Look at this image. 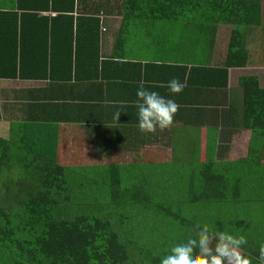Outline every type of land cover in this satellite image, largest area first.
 <instances>
[{
    "label": "trees",
    "instance_id": "trees-1",
    "mask_svg": "<svg viewBox=\"0 0 264 264\" xmlns=\"http://www.w3.org/2000/svg\"><path fill=\"white\" fill-rule=\"evenodd\" d=\"M10 1L0 6V78L46 80L63 90L71 77L90 82L97 75L106 79L112 73L120 75L123 66L129 69L119 36L114 51L99 60L98 18L81 6L72 15L73 0ZM117 1L119 5L113 0L109 9H120L123 16L135 10L166 19L158 22L155 34H146L150 36L146 44L172 47L157 54L161 59L175 55L174 45L181 47L184 62L198 50L210 59L214 48L221 47L216 26H230L219 65L145 64L147 89L148 81L158 77H149V72L166 73L159 76L160 83L149 87L151 91H168L167 84L164 91L160 84L173 78L182 83L200 79L201 88L214 91L226 86L227 68L264 64V0ZM48 9L61 13L38 15ZM176 22L179 27L171 26ZM133 65V77L140 80L141 64ZM238 84L237 120L250 136L245 156L234 160L221 159L216 139L222 134L215 124L206 128L205 147L199 149V133L187 116L204 112L200 101L199 105L186 102L190 108L179 107L176 113L183 114L181 122L189 126L187 134H181L186 148H174L170 140L178 136L174 125L171 134L167 129L141 134L142 144L156 141L159 135L173 146L166 161L142 162L140 148L117 150L114 140L97 145L96 151L106 157L104 163L63 165L56 158L51 126L52 130L44 127L33 133L31 120L19 123L14 134L0 138V264H159L160 257L184 242L197 224H207L213 233L246 236L242 252L258 264L264 243V87L256 75L241 76ZM53 101L36 107H48L56 121V110L66 105ZM233 105L229 103L232 109ZM115 151L133 155L123 162L109 161L108 154Z\"/></svg>",
    "mask_w": 264,
    "mask_h": 264
},
{
    "label": "crops",
    "instance_id": "crops-1",
    "mask_svg": "<svg viewBox=\"0 0 264 264\" xmlns=\"http://www.w3.org/2000/svg\"><path fill=\"white\" fill-rule=\"evenodd\" d=\"M115 1L119 5V2L117 0ZM7 2L11 1L0 0V6L6 7ZM112 3L113 0H73L74 11L72 15L76 13L80 6L88 12L97 14L102 10H97L96 7L101 4L104 5V11H102L104 14L103 17L100 18L101 20L95 15L98 21L100 20L98 27L101 25L104 28L103 31L98 29L99 60L102 57H108L110 53L114 51V43H117L116 39L119 36L121 38L122 59L126 61V65L129 69L126 71L125 66H123L124 71H119L120 75L112 73L107 79L97 75L92 78L90 82L82 81L79 83L76 82L75 78L73 79V77H71V81H67L62 86L63 90L49 86L46 80L0 78V124L2 125L3 122V129L6 128V136H1L0 133V138L7 139L8 136L14 134L19 123H25V121L29 122L31 120L29 123L32 126L33 133H37V129L40 130L44 127H46V130L52 127L55 131L56 158L57 161L63 165L104 163L106 162V157L101 152L96 151L97 145L99 143H111L114 142V140H118L115 142L117 146L113 147L117 150L122 148L134 149L133 145L142 149L145 145L150 146L158 142L165 148H169V156L171 158V148H173V146L166 145L165 140L160 138L159 135L156 141L151 139L152 142L150 144L141 143L142 133L138 130L137 109L134 107V102L137 99L136 94L140 83L143 82L145 85V81L143 80V75L145 73L143 69L145 68L144 65H172L171 68H177V66L178 68H189L194 65L210 68L219 65L223 60L224 54L222 52L227 42L230 26L220 24L216 26L215 38L220 42L221 47L214 48L215 52H212L210 59L205 53L201 54L200 50H198L195 52V55L191 56V61L184 62L182 61L183 54L179 49L181 48L179 45H174L173 47L177 51L174 56L161 59L157 54H162L163 48L165 47L166 49L172 47L166 45H148L146 44V40L149 41L150 36L155 34L154 32H157L160 27L158 22L166 19L155 13H139L135 10L123 16L120 9H109ZM56 12L61 13V11L58 10H56ZM56 12L52 9H48L38 11V15L54 16ZM169 16H172V14H169ZM172 25L177 28L180 24L176 22L171 23V26ZM258 30L257 28V31ZM253 32L256 31L253 30ZM146 34H150V36ZM251 36L252 39H254L255 33H252ZM194 60L197 62H194ZM135 63L141 64L138 68L142 75L140 76V80L133 77L134 72L132 67H135L133 65ZM97 65V69H99L101 67L99 61ZM106 68L108 69V67ZM171 68L169 67L168 69ZM165 69L167 68L165 67ZM250 69H257L258 71L252 73L249 71ZM263 70L264 64L246 67H229L227 68L226 86L224 88L214 87V91L212 87L209 88L208 86L201 88L199 85L203 81L196 78L194 80L192 78L184 83L186 86L178 95L170 94L169 90L164 91L168 82L161 83L160 85H164V87L161 88L164 92L160 94H164L165 98H171L175 102L177 101V104L182 110L190 108L186 102L197 104L200 101V105H197L200 107L202 106L201 108L204 112H195L194 116H187L188 119H192L195 122L192 121L191 124L196 127L195 129L199 133V149L203 150L205 147L206 128L215 124L218 134H222V139H218V135L216 139L218 146H220V156H230L231 154V156H233L235 153H240L237 158H241L246 154L250 130L242 128L239 124V120H237L239 114L241 115V108L239 107L241 101V87L238 84V78L246 75H256L259 81L261 78L257 73H263ZM129 71H131L130 76L127 74ZM177 71L178 69L175 73H177ZM169 72L170 74L172 73L170 70ZM147 75L149 77L158 76L155 78V81H148V89L151 90L149 87L153 86L155 83H160L161 81L158 80L159 76L165 77L166 73L159 75L158 72L155 71L154 73L149 72ZM220 81V79H217V83ZM259 85L262 86L260 83ZM60 97L62 99H60ZM50 100H54L53 102L64 101L66 105L56 110L55 115L58 116L56 121L53 117L54 114L48 113V107L40 109L36 107V104H45V102ZM121 102L127 104V114L122 111L119 121H115L113 115L118 110ZM230 102L234 104L233 109L229 107ZM206 112H210L211 114L207 117L205 114ZM39 115L50 119L48 120L51 121L50 124L47 123L48 121L46 122L36 118L39 117ZM182 115L183 114L179 112L174 117L176 121L173 122V125L178 133L176 138L173 137L170 139L175 144L174 148H186L181 134H187L189 126L187 127V125L184 124L185 122H181L182 119L180 117ZM210 117L214 120L209 121ZM170 130L171 129H167L168 134H171ZM176 143H180V145ZM84 147L87 148V150L89 148L93 150V153L90 155H93L92 157L94 160L90 162H79L82 152L81 149H84ZM124 152L121 151L119 153V151H115L108 154L109 161L123 162L133 153L129 151ZM140 152L139 157L141 161L144 162L145 160ZM118 155L123 157L122 161L115 160L114 157ZM237 158L222 160H234Z\"/></svg>",
    "mask_w": 264,
    "mask_h": 264
},
{
    "label": "clouds",
    "instance_id": "clouds-1",
    "mask_svg": "<svg viewBox=\"0 0 264 264\" xmlns=\"http://www.w3.org/2000/svg\"><path fill=\"white\" fill-rule=\"evenodd\" d=\"M179 79L167 83L170 94L178 95L185 88ZM134 105L137 109L138 130L143 134L155 133L158 129H170L179 105L156 91L147 89L143 82L137 91ZM127 114V104L121 102L113 119L119 121L121 112ZM248 243L246 236L227 231L213 233L207 224H197L184 242L172 246L159 264H252V258L244 255L242 246ZM258 264H264V243L258 250Z\"/></svg>",
    "mask_w": 264,
    "mask_h": 264
},
{
    "label": "rangeland",
    "instance_id": "rangeland-1",
    "mask_svg": "<svg viewBox=\"0 0 264 264\" xmlns=\"http://www.w3.org/2000/svg\"><path fill=\"white\" fill-rule=\"evenodd\" d=\"M103 14H104V12H103ZM249 71L252 73H255L258 70L257 69H250ZM257 74H259V77L261 78V80L259 79V83L262 86H264V70H263V73H257ZM3 128H4V126H3V122H2V125L0 124V133H1V136H6L5 135L6 128L5 129H3ZM81 150H82V152H81V157H80L79 162H90V161L94 160L92 157L93 155L92 156L90 155L91 153H93V150H91V148H89L87 150V148L84 147V149H81ZM140 151H141L140 152L141 156L144 158V160H151V161H162L163 160V161H165V160L171 159L169 156L170 155L169 148H165L161 143H158V142L155 143L154 145H150V146L145 145V147L140 149ZM229 151H231V150H229ZM239 154L240 153H238V154L235 153L233 156H231L232 154L230 156L223 155L221 157V159L237 158L239 156ZM114 158H115V160H119V161L123 160V157H121L120 155H118L117 157H114Z\"/></svg>",
    "mask_w": 264,
    "mask_h": 264
},
{
    "label": "built area",
    "instance_id": "built-area-1",
    "mask_svg": "<svg viewBox=\"0 0 264 264\" xmlns=\"http://www.w3.org/2000/svg\"><path fill=\"white\" fill-rule=\"evenodd\" d=\"M96 16L100 19V18H102L103 17V12H98L97 14H96ZM101 20V19H100ZM100 20H99V22H100ZM99 29H100V31H103L104 30V28L101 26V25H99Z\"/></svg>",
    "mask_w": 264,
    "mask_h": 264
}]
</instances>
